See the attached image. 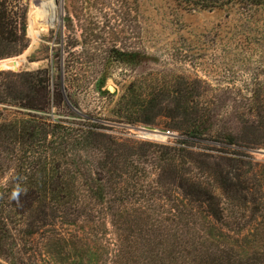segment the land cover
Masks as SVG:
<instances>
[{
	"label": "rangeland",
	"instance_id": "374dc122",
	"mask_svg": "<svg viewBox=\"0 0 264 264\" xmlns=\"http://www.w3.org/2000/svg\"><path fill=\"white\" fill-rule=\"evenodd\" d=\"M37 1L8 0L27 47L5 58H25L18 69H0V183L12 177L5 158L13 146L4 141L11 124L35 118L62 134L92 133L79 145L67 141L60 161L67 172L74 162L90 169L133 156L131 173L144 170L148 187L117 226L103 218L48 222L34 209L10 215L7 222L21 225H8L19 254L7 262L108 264L118 248L122 264H180L174 259L186 255L217 264L220 253L264 264V157L255 153L264 151V0H54L52 24L38 15ZM31 80L47 91L41 111L22 108L33 97ZM131 84L142 107L122 101ZM131 115L150 123H119ZM137 127L170 136L144 139ZM37 166L35 180L43 175ZM222 178L232 188L219 219L204 197H219ZM192 179L203 187L188 198Z\"/></svg>",
	"mask_w": 264,
	"mask_h": 264
},
{
	"label": "trees",
	"instance_id": "16d2710c",
	"mask_svg": "<svg viewBox=\"0 0 264 264\" xmlns=\"http://www.w3.org/2000/svg\"><path fill=\"white\" fill-rule=\"evenodd\" d=\"M211 6L215 7L213 4ZM26 47L24 26L20 22L19 16L13 11L8 0H0V60L19 55ZM26 83L33 97H30L22 108L41 111V108L38 107L48 102L46 88H42L33 80ZM141 99V96L135 94V85L131 84L122 101H126V107L130 103L131 107L136 104L142 107L144 100ZM119 123L149 124L150 120L139 121L132 115L129 118L120 116ZM10 129V136L4 141L13 146L10 155L5 158V162L9 164V169L12 171V177L9 185L5 186L0 183V264H2L1 261L4 264H10L7 260L11 252L19 254L15 239L8 240L10 232L17 231L14 228L8 230V225H14L17 229L21 225V221L7 222L10 215L29 214L34 209L35 212L42 211L40 215L43 213L48 222L61 220L74 224L80 221H90L92 218L95 220L103 218L109 219L112 226L115 224L117 226L123 213L128 212L127 209L133 207L135 203H140L141 200L136 199H140V195L148 187L142 176L144 170L138 171L136 176L131 173L132 168L130 167L132 166L128 165L133 156L129 157L130 159L127 161L118 163H97L96 166H90V169L85 168L84 164L74 162L72 171L67 172L65 166L60 164L63 155H65L67 141L73 136L76 139L74 143L79 145L78 140L83 141L85 137L92 134L89 130L68 128L70 131L62 134L56 126L44 121L40 122L35 118L27 122L22 120L13 122ZM194 129L195 125L191 127V131ZM189 133H186V136ZM5 142L3 143L6 144ZM74 147L78 148V146ZM169 150L176 153L175 150ZM163 152L165 151L155 153L161 155L162 158ZM37 164H42L40 169L43 175L39 180H35ZM50 167L52 168L48 170ZM218 179L220 178L218 177ZM179 180L183 183L181 179ZM129 182H133L134 186H131ZM189 182L193 184L190 189H187L186 197L195 198L201 195L198 194L201 191L194 190V188L203 187V183L195 179ZM181 183L180 187H185ZM158 185L161 183L156 182L155 186ZM218 187V191L221 193L218 194L220 198L216 197L217 195L214 193L205 194V197H202H204L207 206L211 207L210 215L221 219L226 217L228 210L225 206L227 207L231 201L228 193H231L230 188L232 187L230 180L224 178ZM10 200L20 201V208L25 210L23 212L16 211V203ZM129 200L133 203L131 204ZM213 201H217V205H211ZM169 212L171 216L169 222L173 223L176 219L175 211ZM116 243L118 246L121 245L119 241ZM112 251L108 264H122L121 249L116 248ZM220 254L222 255L215 261L217 264H246L245 261L243 262L234 255ZM187 256L173 259H181L180 264H196L195 260L200 258Z\"/></svg>",
	"mask_w": 264,
	"mask_h": 264
},
{
	"label": "water",
	"instance_id": "95a60500",
	"mask_svg": "<svg viewBox=\"0 0 264 264\" xmlns=\"http://www.w3.org/2000/svg\"><path fill=\"white\" fill-rule=\"evenodd\" d=\"M20 59L12 58V59H5L0 61V69L1 70H16L21 66ZM136 134L144 139H151V140H164L168 138L170 135L166 132H162L150 127H137L134 128ZM258 157H264V151L255 152Z\"/></svg>",
	"mask_w": 264,
	"mask_h": 264
},
{
	"label": "bare ground",
	"instance_id": "6f19581e",
	"mask_svg": "<svg viewBox=\"0 0 264 264\" xmlns=\"http://www.w3.org/2000/svg\"><path fill=\"white\" fill-rule=\"evenodd\" d=\"M35 4H37V6H38L37 7L38 15L42 18V20L44 19L43 21H46L47 23L52 24L56 20L54 0H40V1L35 2ZM34 15H36L35 12H34ZM33 21H35V20H33ZM38 21H40V20H38ZM35 29L36 28H33V36L34 37L37 36ZM24 59L25 58H21L20 61L23 63Z\"/></svg>",
	"mask_w": 264,
	"mask_h": 264
}]
</instances>
